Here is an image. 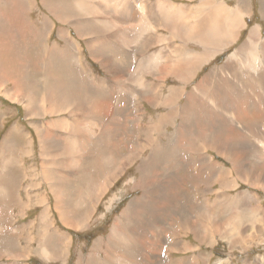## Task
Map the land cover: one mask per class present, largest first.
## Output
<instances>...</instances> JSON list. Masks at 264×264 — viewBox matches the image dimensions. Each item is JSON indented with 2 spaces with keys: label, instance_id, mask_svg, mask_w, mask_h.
Segmentation results:
<instances>
[{
  "label": "rangeland",
  "instance_id": "obj_1",
  "mask_svg": "<svg viewBox=\"0 0 264 264\" xmlns=\"http://www.w3.org/2000/svg\"><path fill=\"white\" fill-rule=\"evenodd\" d=\"M24 1L33 3L28 7ZM36 1L0 0V64L9 70L6 78L12 81L11 86L17 83L20 92H24L22 99L16 97V101L27 107L25 114L18 105L5 100V112L0 113V147L3 140L21 137V141L15 140L21 143L19 146L7 141L19 154L18 162L5 175L0 174V264H264V189L247 184L258 176L264 178V156L260 157L254 147L256 144L263 150V145L252 137L264 128V83L253 91L243 90L250 83L246 80L247 63L253 67L257 63L240 58L239 89H228L218 100L222 108L224 102H232L229 111L232 108L237 123L231 126L211 120L204 125L228 144L231 158H241L243 166L238 168V174L218 151L195 152L184 140L177 142L175 133L185 115L196 133L192 136L196 144L201 141L197 135L203 134L200 127L206 116L196 112V104L189 106L184 96L178 97V107H183L179 112L183 114L164 118L167 108L153 105L151 96L132 74L160 51L164 66L170 56H175L174 51L169 54L168 50L175 46L177 52L179 43L186 46L180 59L175 56V66L183 65L192 54H202L200 46L184 38L190 29L201 34L210 14L207 5L201 0H87L75 7L76 0H65L68 9L56 12L57 16L73 14V20L101 23L103 27L100 31L96 29L98 24L89 25L81 31L77 29V34L71 24L50 15V6ZM211 1L210 6H238V0ZM243 1L251 10L241 8L246 28H240L235 40L221 52L201 55L196 64L199 69L195 68L188 79L182 82L169 77L166 82L161 81L165 97L170 88L184 86L191 92L208 74L225 65L237 49L244 53L242 46L253 27L261 28L264 42V0ZM99 4L118 11L106 17ZM23 10L30 13H22ZM188 14H192V23L187 20ZM45 15L53 19L43 35L39 27ZM105 22L114 27L112 32L117 36L103 35ZM214 28L225 30L224 23ZM63 30L74 40L66 54L61 53L65 43L59 32ZM90 30L94 42L87 34ZM152 31L157 44L145 45L146 49H140L139 44L121 47L117 42L122 32L142 41ZM93 45L100 46L107 58L104 68L98 63L99 58L89 52ZM110 64L124 68L125 75L115 78L108 74ZM261 72L264 73V64L250 78H258ZM145 79L153 81L149 74ZM216 80L214 77L209 81L215 84ZM51 83L67 91L61 101L68 109L60 110L59 101L51 105L43 101ZM30 100L33 102L28 107ZM241 101H247L244 110L236 107ZM158 102L162 104L161 96ZM55 123L58 129L53 131ZM72 124L77 128L76 135L80 133V142L75 141L70 130ZM34 125L42 135L41 139L38 137L43 140L41 148ZM10 132L13 133L8 136ZM242 132L246 136L241 137ZM151 145L159 150L158 162L154 164L151 160L156 156ZM79 147L82 154L76 155L75 148ZM28 149L30 155L25 157L22 154ZM234 149L240 150L232 152ZM38 154L42 157V170ZM68 156L74 163L69 170L65 167ZM55 158L59 159L58 165ZM213 164L232 170L226 185L212 169ZM148 167L155 175L153 185L142 190L136 184L143 173L149 174L144 171ZM58 173L65 175L53 180L52 176L56 178ZM246 175L251 176L249 180ZM233 184L238 186L233 188ZM57 197L62 203L57 202ZM132 205L143 206V213L130 217L128 208ZM200 216L203 217L199 219ZM233 219L240 220L232 222ZM119 223L120 230L114 233ZM227 223L234 232L224 236ZM191 227L199 228V234ZM206 227L213 230L211 234ZM238 231L242 235L236 237Z\"/></svg>",
  "mask_w": 264,
  "mask_h": 264
},
{
  "label": "bare ground",
  "instance_id": "obj_2",
  "mask_svg": "<svg viewBox=\"0 0 264 264\" xmlns=\"http://www.w3.org/2000/svg\"><path fill=\"white\" fill-rule=\"evenodd\" d=\"M20 1H22V0H18V3H20ZM32 1L37 3L36 0H32ZM53 1L54 0H40V3L43 4L45 7H46V5L50 6V7H48V8H50V10H49L50 15H52L58 19H62L63 23L65 22L67 24H71L74 31L76 30L75 32H77V29H79L81 31L82 28H86L89 25H96V24H98L96 26V29L98 27V29L100 31L103 30L101 23H94L91 21H83L82 19H79V18L76 20H73L74 19L73 14H68L66 16H57L55 14L56 12L62 11V10H67L69 5L65 0L64 1L55 0L58 3H54ZM85 1H87V0H76V2L74 3L75 7H80L82 5L81 2H85ZM201 1L204 5H207L206 9L209 10V12H210V14L207 15V19H206V23L203 27V31L201 32V34H199L198 31H196L194 29L186 30L184 40H192L196 45L200 46L203 49V53L202 54H196V55L192 54V55H190V57L188 58L187 61L182 62L183 65L181 64V66L179 67V65L176 64V66H175L174 65L175 56L176 55L179 56V59H180V56L182 55L183 47L186 46L185 44L179 43V44H177V52H176L175 46L172 47L173 49L168 50V52H170L169 54H171L174 51L175 56H170L169 59L166 60V63L164 66L162 65L164 62L161 64V58L162 57H160V55L162 52L160 51L158 53V55L153 56L146 64L140 65L136 69V71L132 72V74L135 76V78L138 82L142 83L141 88L146 90L145 93L151 96V98H152L151 103L153 105H157V106L162 105L164 108L165 107L167 108L168 112L166 114L162 115V117H164V118L165 117L174 118L176 116V114H178L180 117L181 112H179V111L183 107H178V102H177L178 97L184 96L186 99V103L189 106H191L192 104H196V106L199 108V111H196V112L203 113L206 116L205 120L203 121L205 123L203 125H201V127H200V129L203 131V134L197 135L201 139V141L199 142L200 145L199 144L197 145L196 141L192 137V136L196 135V133H194L192 131V126L188 122L189 121L188 115H185V117L182 119V122L180 121L181 122L180 129L178 130V132L176 131V133H175L176 134L175 137L177 139V142L184 140V143L187 142V144H189L191 146V149L195 152H201V150H209V149H212L214 151L216 150V151H218V153L222 154L221 156L225 160H227L228 162H230L232 164V166L234 168L233 171H235L236 173L237 172L240 173L238 168L243 166L241 158H239V157H237L235 159L231 158L230 157V149L228 148L229 147L228 144L222 143L220 141V138L218 137V135L215 132L207 131L206 126H204V125H206L211 120H213L217 124L226 123V124H229L231 126H234L235 123H237V117H236L235 113L233 112L232 108H231V111H229V106H230L231 101L229 103L224 102V105H223L224 108H222L220 105H218V100L221 99L220 95L222 93L228 91V89H231L232 92L237 91L239 89L238 87H239V84L241 82L240 67L242 65V60L240 58L247 57V58H249V60L253 61L254 63H257V64H254V67H253L249 63L246 62L247 63V70L246 71L249 74L246 76V80L250 83L245 85L243 87V90L246 89L248 92H249V90L253 91V89H256L258 86H262V84L264 83V77H263L264 75L261 76L264 73H262V72H261V74L258 73V75H257V76H259L258 78H254V79L250 78V77L253 78V76L250 74H253L252 72H259V69L264 64V58H263L264 57V42H261V35H260V29L261 28L257 25L250 30L246 45L242 46V48L245 50L244 53L241 50L237 49L234 56L230 57L225 65L223 64V66L218 67L216 70H214L213 72L208 74L207 77L201 83H199L196 87H194V89L191 92L188 93L186 91V87L183 86L181 88H170L169 89V91H170L169 95L166 97L163 95L164 84H161V81L166 82V80L169 77H172L173 79H176V80L182 81V82L184 80L188 79L189 76L191 75L192 71H195V68H196V70L199 69L198 67H196V64L199 62L201 55H211L212 56L218 52H221L226 47V44L235 40L236 32L240 28L244 27V25H245V28L248 25L246 22L243 24L242 18H241V15H242V9L241 8H245L247 11L250 10V6H248V4L245 1L238 0V6H237V4H235L233 8H228L226 6H214V5L210 6L211 2H212L211 0H201ZM16 2H17V0H16ZM32 3L33 2H25L24 4H25V6L29 7V5H32ZM100 5L101 4H99V6ZM37 7H38V4H37ZM102 8H104L103 15H105L106 17L107 16L112 17V15L110 13L113 11L114 12L118 11V8H116V7L113 8L110 5L100 6L99 9H102ZM27 11L23 10L22 13L27 12ZM11 13H13V12H11ZM28 13H30V12L28 11ZM191 15L192 14L187 15V17H188L187 20H189L190 23H192L194 21V20H192ZM51 19H53V18H50V16L45 15L44 20L41 21V23H40L41 26L39 27V29L41 31H43V35H44V31H46V29L51 27V22H52ZM108 21H111V20H108ZM58 22L61 23V21H58ZM107 23L108 22L104 23L105 30L103 31V35L105 36V34L108 33V36L110 38H113L114 35H116V34H113V32H112L114 27L110 24H107ZM222 23H224V29L225 30L214 28L215 26L221 25ZM155 29L156 28H153V31ZM143 30H144V25L141 26V32ZM153 31L149 35L148 39L145 38L142 41H140L138 38H133V37L127 36V34L122 32L123 35H121V38H119L117 42L121 47H126L127 45H128V47H130L131 45L139 44L140 49H146L145 45L146 46L154 45L156 43L155 39L153 38ZM91 32H92V30H90V32L87 34L89 35L90 39H92V41L94 42L95 40H94ZM68 34H69V32L67 31V33H66V32H64V30L59 32L60 39H62V41L65 43V45L63 46V48L61 50V53H63V54H66V52H68V50H69L68 47L69 46L71 47L72 43L74 41ZM77 34H78V32H77ZM226 40H227V42L224 44V42ZM96 41H97V39H96ZM157 42H161V41L157 40ZM1 43H3V42H1ZM207 43H209V44H207ZM203 44H205V46ZM93 46H95V45H93ZM207 47H210V48H207ZM75 50H77V49H75ZM78 51H81V50H78ZM89 52L93 55V57H96L97 59L99 58L100 61L98 63H100L102 68H104L106 66L105 64H107L106 63L107 58L102 54L103 51L100 48V46H97V47L95 46L94 48H89ZM165 53H167V51ZM63 57H64V55H63ZM112 59H113V57H112ZM169 63H172V64L168 65ZM233 66H234V68H233ZM110 68H111V72H109L108 74L113 75L115 78H121L122 76L125 75V73H124L125 69L124 68H120L119 66H118V68H116L112 64H110ZM148 74L152 76L153 81H151V82L146 81L147 79H145V75H148ZM195 76H196V74L193 77H191L190 80H192ZM214 77L217 78L215 84H213L211 81H209ZM60 78H63V77L60 76ZM58 89L59 88H57V85L55 83H51L50 88L47 89V91H46V92H48L47 95L50 97V99L52 101H54V102L59 101L58 106H59L60 110L68 109V107L66 105H64L63 102L61 101L63 95L67 94L66 93L67 91L64 92L63 90H61V89L58 90ZM62 89H64V88H62ZM1 90H2V88H1ZM19 95H20V93L14 94L13 92H11L10 97H12V98L18 97ZM160 96L162 99V104H160L158 102V99ZM238 97L240 98V95H238ZM253 97L255 98L256 96L253 95ZM49 101L50 100H46L45 102H49ZM191 101H192V103H191ZM226 101H227V99H226ZM241 102H242V104H239V106L236 105V107H237V109H238V107H240L242 110H244L243 106L247 107V101H241ZM75 103L78 104L79 102L75 101ZM27 105H28V107H30L31 101H28ZM185 107L186 106H184V109L186 111ZM25 108H27V107H25ZM77 108H78V110L81 109L80 107H77ZM198 108H197V110H198ZM245 110H247V108H245ZM189 119H191V118H189ZM173 120H175V119H173ZM192 120H194V118H192ZM163 124H164V122L161 124V126H163ZM178 126H179V124L177 125V127ZM70 130L75 137V141L80 142V137H79L80 133H78L77 135L75 133V130H77L76 126L70 125ZM173 135H174V133H173ZM242 136H246V132H242L241 137ZM252 137L258 143L260 142L263 145L262 146L263 150H259L260 147L256 144H254V147L258 151V154L260 157L264 156V128H262L261 131H259V132H255ZM250 138H251V135H250ZM143 147L146 148L145 146H143ZM150 148H151L153 154L156 156V154L159 152V150L157 151V149L153 145H151ZM238 150H240V149H234V150H232V152H239ZM138 152H139V150L132 153L131 156L127 160L131 159ZM75 153H76V155L82 154L81 148L80 147L75 148ZM236 154L238 155V153H236ZM240 157H241V155H240ZM204 158L206 160L209 159V157H204ZM156 161L158 162L157 156L153 160H151V163L154 164V162H156ZM207 163H209V162H207ZM212 169L218 174L219 180L222 181V185H226L230 181V176H231L232 170L221 169L220 167L214 166V164L212 166ZM145 170H147V172H149V174L147 175V174L143 173L140 176V180L136 184V187L141 188L142 190L145 187L148 188L149 184L153 185V178L155 176V175H152V169L151 168L148 167V168L144 169V171ZM250 177L251 176L246 175L247 180H249ZM253 180H254V182H252V183L247 182V184L253 185L255 187L259 186V187L264 189V178L260 179L258 176L257 179H253ZM237 186H238L237 184H233L231 187L234 188ZM143 196L146 197V194L144 191H143ZM98 197H100V195H98ZM57 202L62 203V201L60 200L59 197H57ZM143 211H144L143 206H140V205H132L128 208V214L130 217L140 216L141 215L140 213H143ZM201 217H203V216H200L198 218L201 219ZM202 219H205V217ZM238 220H240V219H233L232 222H236ZM227 224H229V223H227ZM120 227H121V224L120 223L117 224L115 226L113 232L114 233L118 232L120 230ZM202 227L200 228V226H199L200 229H202ZM199 228L191 227L189 229L191 231H193L195 234H199ZM215 230H216V228H215ZM206 231L209 234H211L213 230L206 227ZM216 232H218V231H216ZM231 232H234V230H231L230 227L227 226L226 231L224 230V232L222 234L224 236H226L227 235L226 233H231ZM241 235H242V233H241ZM236 237H237V235H236ZM234 242H235V244L236 243L238 244V240L235 239ZM249 247H251V246H249Z\"/></svg>",
  "mask_w": 264,
  "mask_h": 264
},
{
  "label": "crops",
  "instance_id": "obj_3",
  "mask_svg": "<svg viewBox=\"0 0 264 264\" xmlns=\"http://www.w3.org/2000/svg\"><path fill=\"white\" fill-rule=\"evenodd\" d=\"M2 51H3V48L1 47L0 52H2ZM8 73H9V70L6 69V71H5L4 70V67L0 64V113H4L5 112L4 111L5 109H2V107H3V101L8 100L9 102H11L13 104L18 105L20 107V109L22 111H24L25 114H27V110L25 108L26 106L24 105V103H20V102L16 101V97H13V98L10 97L11 96V92H13L14 94L20 93V95L17 98L19 100H21L22 99L21 97L24 95V92H20V90L18 89L19 87H18V84L17 83L16 84H13V86H11L12 81L10 82L6 78ZM1 88H2V90H1ZM44 98L50 100L49 101L50 104L55 103L54 101H52L50 99V97L47 94L44 95ZM44 98H43V101L45 102ZM30 101H32V100H30ZM10 110H11L10 108H7L6 109V111H8L9 113H10ZM33 123L35 124V122H33ZM57 129H58V124L55 123L54 124V127L52 128V130L55 131ZM33 130L35 131L37 144L41 148V145L43 144V140H40L42 138V135H41V133H38L37 132L38 131V128L35 127V125L33 126ZM12 133L13 132H10L8 134V136H10ZM20 138L21 137L17 136L14 139H7V141L10 142V143H13L15 140L21 141ZM7 141L6 140H3L2 141L3 143H2V145L0 147V174L3 173V175H5L7 173V171H9L10 168H14L13 165L17 164V162H18L17 161V157L19 155V154H17V151L14 150L15 147L13 145H9L7 143ZM16 144L19 146L21 143L15 141V144L14 145H16ZM55 144L58 145V142H56ZM8 148H11V149H8ZM32 153H33V150H32ZM22 155H25V157L28 156V155H30V150L28 149L26 151V153L24 152ZM39 158H40V161H41V170H42V157H41V155H39ZM66 160L69 162V164L67 166H65V167L68 170L74 168V166H73L74 163L70 161V157L69 156L66 158ZM53 161L57 162V165H58L59 159L55 158V159H53ZM19 163H20V161H19ZM49 172H51V169H49ZM63 175H65V174H61L60 175L58 173V177L55 178L54 176H52V178H53V180L54 179L59 180L60 177H62ZM101 185H102V183H100V184H94V188L99 187ZM1 189L2 188L0 187V191H1ZM40 199H42V198H40ZM65 199H66V197H65ZM76 200H77V198H76ZM66 202L68 203L67 199H66ZM9 210L10 209H8V211ZM227 226H229V224H227ZM236 233H237L236 235L238 236L241 233V231H238Z\"/></svg>",
  "mask_w": 264,
  "mask_h": 264
}]
</instances>
